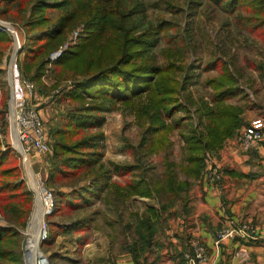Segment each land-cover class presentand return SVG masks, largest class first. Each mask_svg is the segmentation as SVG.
<instances>
[{
  "label": "trees",
  "instance_id": "trees-1",
  "mask_svg": "<svg viewBox=\"0 0 264 264\" xmlns=\"http://www.w3.org/2000/svg\"><path fill=\"white\" fill-rule=\"evenodd\" d=\"M186 1L189 11L202 2ZM214 1L230 13L244 10L243 18L264 32V0ZM140 12L137 0H0V16L20 23L26 34L18 69L27 75L33 68L30 81L36 83L46 73L49 52L74 26L83 25L78 43L51 64L55 79H70L71 85L59 88L58 83L53 84L59 88L54 98L66 110L51 131L53 154L46 183L57 192L49 188L53 209L45 216L48 236L42 246L51 245L59 235L99 228L92 214L85 212L102 200L114 213L107 216L102 212L110 242L114 244L119 237L118 249L129 253L135 264H156L159 255L154 248L164 215L177 199L186 202L192 183L205 172L207 155L245 124L243 108L228 101L240 89L227 65L218 58L210 64L218 66L220 62L222 72L207 81L212 90L209 101L183 95L194 75L191 63L182 64L186 45L176 46L177 52L167 64L158 65L148 50L172 25L163 20L141 27L135 22ZM8 42L6 34L0 32V61ZM21 53L23 61L19 63ZM119 105L130 107L141 126L137 146L128 145L136 162H110L107 167L101 160V126L104 112ZM178 113L184 115L176 117ZM175 130L183 139L180 165L172 159L170 136ZM152 155L162 162L161 174L141 165V156ZM16 160L11 151H0V214L8 223L0 226V264H25L23 231L34 206V194L21 178L19 167L6 166ZM61 186L70 191L59 190ZM134 197L154 199L157 205L140 211L131 206ZM93 212L99 211L94 208ZM85 239L77 238L80 243ZM150 254L154 255L151 261L147 259ZM50 258L57 264V254Z\"/></svg>",
  "mask_w": 264,
  "mask_h": 264
},
{
  "label": "rangeland",
  "instance_id": "rangeland-1",
  "mask_svg": "<svg viewBox=\"0 0 264 264\" xmlns=\"http://www.w3.org/2000/svg\"><path fill=\"white\" fill-rule=\"evenodd\" d=\"M137 1H139L141 5V12L135 15V22L141 27H144L148 23L155 26L158 22L163 20L172 25V27L170 26L171 28L168 27L167 30L161 32L157 36L156 45L153 46L151 50H148L150 54L155 56L158 65L164 66L167 64L171 54H176L177 51L174 49L176 46L180 45L182 48L184 44L186 45L182 53L185 57V61H183L182 64L191 63L194 66V75L191 81L185 85V89L182 91L183 95L190 94L195 98H204L209 101L212 90L207 81L209 79L218 78L222 72L220 62L218 66L210 65L218 58L227 65L226 67L235 78L236 86L240 89L238 94L228 101L240 105L243 111H245V114L251 112L252 114H256L258 118L264 115V32L261 27L254 29L250 22L243 18L246 16L244 10L230 13L217 5L214 0H202V2L198 3L196 8L191 11L188 9L186 0ZM4 20L8 21L16 29L17 34L14 35L13 41V38H11L8 32L0 30V32L5 33L9 39L0 61V151H11L15 155L18 161H8L6 166L16 165L19 167L21 178L25 180L31 190H33L31 187H33L37 193L34 217L33 206L31 215L27 220L26 228L23 231L26 235L24 242L25 247L28 232L33 233L37 227L41 183L43 187L53 190L54 194L57 192L46 183V178L47 169L50 165L49 162L53 154L54 139L51 131L59 116L65 112L66 106L63 103L59 104L56 102L54 93L59 88H69L71 80L62 81L55 79L54 74H52L53 69L51 64L57 57L54 58L53 54L60 50V48H62V53L64 50L68 49V47L76 45L82 35L83 25L79 24L74 26L67 32L58 47L49 52L48 57H46V73L41 76L39 82L36 83L30 81L32 80L30 75L34 70L33 68L27 75L22 74L18 69V54L20 50L25 47L27 42L22 25L8 18ZM64 45H66V47H64ZM22 58L23 53L20 54L21 60L19 63H22ZM181 73L183 74V71L180 72V80ZM12 77H14L15 84L12 81ZM15 79H17L21 89L17 88L19 86L16 87L17 82ZM23 81H29L33 84L34 89L32 93H29L25 86H23ZM54 83H58L60 87L58 89L54 88ZM15 89L18 91H14ZM21 90L28 105L33 106L37 110L49 145L48 151L45 153H38L36 151L30 153L27 161H23L15 149L16 147L20 151L19 144L15 137L11 114L13 98L21 93ZM183 115V113H178L176 117ZM192 116L195 121L197 119L196 115L192 113ZM255 117L254 115L252 118L256 119L257 117ZM252 120H250V122ZM246 124L247 122L236 130L237 132L234 137L237 138V135L249 123ZM140 128L141 126L136 121L133 110L130 107H126V105H119L114 109L104 112V123L101 126V130L104 133V138L101 143L104 154L101 160L104 161L107 167L110 166V162H136L135 155L131 149L128 148V145L137 146L140 139ZM170 138L173 142L172 159L177 165H180L183 162L182 159L184 154L183 139L177 130L173 132ZM137 156L140 157V155ZM141 157V165L144 168H151L152 172L161 174L162 162L159 156L152 155L149 157ZM177 168L180 177L183 178L180 168ZM59 190L64 192L70 191V189L65 186H61ZM32 192L35 198V192ZM154 205H157L154 199L134 197V200L131 201V206L140 211L147 206ZM94 208L99 212H93ZM104 211L107 213V216H112L114 214L109 205H106L102 200H97L85 213L92 214L97 220L98 225H100L99 228L109 231L105 224V217L102 215ZM66 222L68 223V221ZM5 225H8V223L0 214V226ZM117 239L118 240L114 243L116 246L120 243L119 237ZM43 242L38 243L39 248L44 255L47 256L48 263L52 264L50 258L52 254L48 253L51 246H42ZM27 254L26 251V261H28ZM207 260L202 264L206 263ZM55 262L57 263L58 260H55ZM25 264H27V262Z\"/></svg>",
  "mask_w": 264,
  "mask_h": 264
},
{
  "label": "crops",
  "instance_id": "crops-1",
  "mask_svg": "<svg viewBox=\"0 0 264 264\" xmlns=\"http://www.w3.org/2000/svg\"><path fill=\"white\" fill-rule=\"evenodd\" d=\"M254 115L258 118L243 111L247 123ZM259 118L264 122V115ZM215 167L219 178L211 179L208 174ZM204 171L189 188L186 202L177 199L164 215L154 248L159 255L156 264H190L187 255H193L196 245L205 250L204 264H264V135L247 150L236 137L226 139L207 155ZM244 223L255 227L254 238L231 236L215 243L219 230ZM78 237L86 239L80 243ZM49 246L48 253L57 254V264H135L102 228L59 235Z\"/></svg>",
  "mask_w": 264,
  "mask_h": 264
},
{
  "label": "built area",
  "instance_id": "built-area-1",
  "mask_svg": "<svg viewBox=\"0 0 264 264\" xmlns=\"http://www.w3.org/2000/svg\"><path fill=\"white\" fill-rule=\"evenodd\" d=\"M0 30L6 31L11 36L17 34L16 29L6 20L0 17ZM78 35V34H77ZM14 41V38H13ZM66 47V45H64ZM62 48L53 54V57L56 58L61 54ZM18 83L17 79H15ZM12 81L14 83V77H12ZM16 87L20 88V84L18 83ZM15 84V83H14ZM23 86L28 90L29 93H32L34 86L29 81H23ZM21 89V88H20ZM14 91H18L15 89ZM17 96L13 98V104L11 108L12 114V124L14 123L15 135L16 139L20 146L19 155L23 159V161H27L28 155L33 151L38 153H45L48 151L49 145L48 141L45 137L44 129L41 124L40 116L37 110L28 105L22 90ZM264 135V122L261 118H256L249 122L247 126L243 128V130L237 135V142L242 149H251L253 148L259 141L262 140ZM208 177L211 179L219 178V170L217 167L211 169L208 174ZM40 199L43 206L42 219L39 226L38 232V243L43 242L48 235L47 225L45 222V216L50 214L53 209V196L51 190L40 185ZM228 236H241L244 238H254L255 237V227L252 224L244 223L239 226H234L232 224L231 228H224L219 230L217 233V239L215 241L216 244L219 243L222 239ZM28 238V237H27ZM27 242V239H26ZM39 246V245H38ZM23 255L24 261H26V245L23 247ZM38 259L44 260L46 264L48 263L47 256L40 250H38L37 254ZM187 260L190 264H202L207 260V255L202 246L196 245L193 255H187Z\"/></svg>",
  "mask_w": 264,
  "mask_h": 264
},
{
  "label": "bare ground",
  "instance_id": "bare-ground-1",
  "mask_svg": "<svg viewBox=\"0 0 264 264\" xmlns=\"http://www.w3.org/2000/svg\"><path fill=\"white\" fill-rule=\"evenodd\" d=\"M13 127H14V123H13ZM14 130H15V128H14ZM15 137H16V135H15ZM42 213H43V206H42L41 199H40L39 211L37 213V227H36V230H34L33 233H29L28 232V238H27V242H26V251L28 253L27 254L28 255L27 264H46L44 262V260H41V259L39 260L38 257H37L38 250H39L37 238H38V232H39V226H40V222H41Z\"/></svg>",
  "mask_w": 264,
  "mask_h": 264
},
{
  "label": "water",
  "instance_id": "water-1",
  "mask_svg": "<svg viewBox=\"0 0 264 264\" xmlns=\"http://www.w3.org/2000/svg\"><path fill=\"white\" fill-rule=\"evenodd\" d=\"M15 149H16V151L17 152H20L16 147H15ZM31 172V171H30ZM33 190L32 191H34L35 192V198H34V211H33V217H34V214H35V210H36V203H37V193H36V191H35V189L33 188V187H31ZM33 219V218H32ZM41 219H42V217H41ZM5 226H7V225H5ZM29 227V226H28Z\"/></svg>",
  "mask_w": 264,
  "mask_h": 264
}]
</instances>
